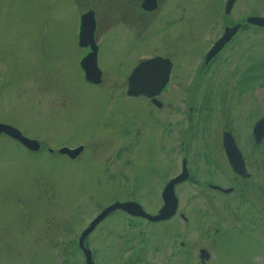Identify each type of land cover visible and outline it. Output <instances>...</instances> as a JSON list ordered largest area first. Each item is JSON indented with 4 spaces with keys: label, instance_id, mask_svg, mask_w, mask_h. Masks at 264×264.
I'll return each instance as SVG.
<instances>
[{
    "label": "rangeland",
    "instance_id": "1",
    "mask_svg": "<svg viewBox=\"0 0 264 264\" xmlns=\"http://www.w3.org/2000/svg\"><path fill=\"white\" fill-rule=\"evenodd\" d=\"M225 1L219 0L220 6ZM113 6L116 8L117 4ZM89 7L97 10L96 34L103 45L99 65L104 79L96 87L85 81L79 68L84 51L77 44V32L81 13ZM234 10L237 14L249 11L264 14V0H237ZM104 16L100 0H0V122L16 125L41 145L38 150H31L0 134V264H84L77 238L107 204L117 198H137L151 213L163 204L159 193L162 183L151 182L152 178L147 177L141 178L142 185L136 190L125 192L110 186L90 193L77 189L90 184L83 172L92 174L102 164L113 170L120 166L121 160L114 158L120 141L114 135L109 137L110 128L104 125L111 113L114 116L124 113L121 102L127 99L119 95L118 88L125 81L123 74L130 56L151 54L156 47L165 49V44L158 41L159 27L138 41L115 19L105 26ZM255 38L253 49L258 58L264 55V32L257 29ZM126 39L132 47L124 46L122 42ZM229 70L227 67L219 72L222 76ZM259 95L264 104V81ZM239 109L235 108L236 115ZM214 115L217 124L219 115L216 112ZM202 136L194 139L192 145L206 138V134ZM168 139V148L173 151L169 163L163 154L149 157L158 172L156 180L178 171L172 157L176 160L180 157L174 149L180 138L172 133ZM77 143L88 146L86 153L96 155L73 172L72 162L55 148ZM48 146L54 152H49ZM145 147L149 146L138 144L137 150L142 154ZM141 154L133 157L134 172L146 163ZM125 170L128 173L131 169ZM176 192L180 202L178 214L169 221L147 224L137 220L129 225L126 214L115 211L99 223L86 238L94 264H137L133 262L140 257L147 258L148 263L143 264H168L170 243L179 247L181 240L192 254L185 264H193L197 249L209 243L202 225L222 218L232 222L234 217L225 207L221 211L223 200L207 188L205 192L189 182L178 185ZM180 212L186 215V221ZM248 230L244 235L228 228L222 235H216L223 248L215 251L217 256L211 263L217 264L221 254L225 258L222 264H263L262 257L254 252L258 237ZM179 253L180 250L176 258L182 261L184 256Z\"/></svg>",
    "mask_w": 264,
    "mask_h": 264
},
{
    "label": "flooded vegetation",
    "instance_id": "2",
    "mask_svg": "<svg viewBox=\"0 0 264 264\" xmlns=\"http://www.w3.org/2000/svg\"><path fill=\"white\" fill-rule=\"evenodd\" d=\"M226 1L220 6L219 0H100L105 26H110V20L114 22L112 19H115L124 31L132 33L133 39L138 41H141L142 35L156 32L159 27L161 33L158 41L165 44V49L158 50L156 47L151 54L141 52L130 56L131 60L123 74L125 81L118 88L119 95L127 99V102H121L123 106L120 108L124 113L120 116L111 113L110 119L104 125V128H110L109 137L114 135L120 141L114 150V158L121 160L120 166L113 170L109 165L102 164V168L94 169L92 174L86 175L83 172L82 176L90 184H84L77 189L83 190L80 193H90L110 186L116 187V191L125 192L136 190L142 185L141 178L147 177L152 178L151 182L162 183L159 193L163 203L162 190L168 181L186 172V177L175 185L174 192L178 185L189 182L202 187L205 192L207 188L223 200L221 211L225 207L234 217L232 222L222 218L216 223L202 225L209 243L197 249V260L193 264H212L217 256L215 251L223 248L222 244L217 243L215 236L222 235L228 228L244 235L249 228L254 231L258 237L254 252L262 257L264 264V104L259 95L261 82L264 81V55L257 58L253 49L255 31L258 29L264 32V27L255 26L247 20L248 16L264 14H254L251 11L237 14L234 10L237 0L230 11H226ZM115 3L116 8L113 6ZM89 11L93 14L95 24L93 41L82 40L80 35L82 16ZM98 21L97 10L89 7L81 13L77 32V44L84 51L79 59V68L82 69L85 81L93 87L98 86L104 79V72L99 65L103 45L96 34ZM122 43L127 48L132 47L127 44V39ZM217 44L221 45L214 50ZM93 52L96 66L101 71V79L97 83L85 78V70L81 66V62L87 57H94ZM151 58H163L166 69L170 64L169 77L163 88L157 89L152 96L143 93L130 94V74L140 62ZM227 67L230 68L229 73L221 76L219 70ZM182 72L184 73L181 74ZM236 107L240 108L238 115L235 114ZM112 112L115 113L114 109ZM215 112L219 115L217 124L214 122ZM255 128L257 132L254 131ZM172 133L180 138V143L174 148L180 157L177 160L172 157L174 163L178 164V171L166 179L156 180L155 175L158 172L149 157L155 153L163 154L164 159L170 162L168 137ZM22 134L25 135L23 132ZM204 134L206 138L193 146L194 139L203 137ZM11 139L20 143L17 139ZM138 144L149 147H145L141 154L137 150ZM20 145L24 146L21 143ZM80 146L78 153L67 154L60 151L62 147L74 150ZM87 147L83 143L60 144L55 149L58 154L72 162L75 172L84 167L82 163L94 160L96 153H86ZM55 149L48 146L47 150L54 152ZM136 154L145 157L146 163L134 172L136 159L133 157ZM126 168L132 172L127 173ZM176 196L180 204L177 192ZM125 200L139 202L137 198L130 197L115 199L122 202ZM115 211L124 212L119 209ZM124 213L130 221L129 225L135 224L137 220L146 221L147 224L155 222ZM183 214L180 212V216L186 221L187 217ZM166 221L169 220L156 222ZM179 245L178 247L173 242L170 243L166 254L168 264H185L190 261L192 254L185 249L188 248L185 241L181 240ZM178 250L184 256L182 261L176 258ZM224 259L220 254L217 264L225 263ZM133 263L143 264L148 261L147 258L140 257Z\"/></svg>",
    "mask_w": 264,
    "mask_h": 264
},
{
    "label": "water",
    "instance_id": "3",
    "mask_svg": "<svg viewBox=\"0 0 264 264\" xmlns=\"http://www.w3.org/2000/svg\"><path fill=\"white\" fill-rule=\"evenodd\" d=\"M235 0H227L225 7L226 11H230L234 4ZM249 22L253 23L255 26L264 27V16L263 15H253L248 16L247 19ZM95 24L93 19V14L91 11L84 13L81 19V39L93 41L92 32L94 30ZM236 26L233 28L235 30ZM225 39V38H223ZM221 44H217L214 48L219 47ZM94 57H87L81 62L82 68L85 70V78L90 81L98 82L100 81V69L96 66V56L93 52ZM163 59V58H162ZM161 58H151L140 62L139 66L136 67L129 78V93L131 94H146L147 96H152L157 92V89L163 88L165 82L169 77V67H165L163 64L164 59ZM162 60V61H161ZM150 88V89H148ZM258 128V127H257ZM257 129L255 128V132ZM6 134L13 139H17L22 145L27 146L31 150H37L40 145L38 140L25 136L22 132L15 126L10 125L6 122H0V134ZM81 149V146L76 149H70L67 147H62L61 152L67 154L78 153ZM185 174L178 175V177L173 178L168 181L167 185L162 190L163 204L158 209L157 213L151 214L144 209L142 204L139 202L125 200V201H115L111 204L106 205L99 213H97L94 218L84 227V230L79 234L78 245L80 250H82L84 255L85 264H94L95 261L92 259V251L87 247L85 237L95 230L97 224L105 220L108 215L115 212V210H122L133 216H141L147 220L159 221V220H169V218L177 214L179 207L178 199L176 192H174L175 185L184 179ZM184 216V214H183ZM73 264V263H65Z\"/></svg>",
    "mask_w": 264,
    "mask_h": 264
}]
</instances>
